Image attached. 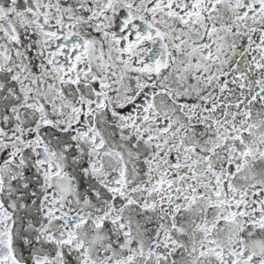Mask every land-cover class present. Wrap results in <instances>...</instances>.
<instances>
[{
    "label": "snow or ice",
    "instance_id": "obj_1",
    "mask_svg": "<svg viewBox=\"0 0 264 264\" xmlns=\"http://www.w3.org/2000/svg\"><path fill=\"white\" fill-rule=\"evenodd\" d=\"M0 264H264V0H0Z\"/></svg>",
    "mask_w": 264,
    "mask_h": 264
}]
</instances>
